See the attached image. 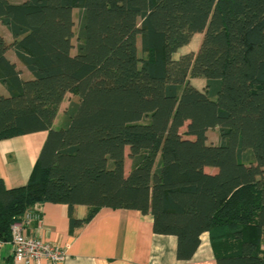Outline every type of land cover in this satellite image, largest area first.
Instances as JSON below:
<instances>
[{"label": "trees", "instance_id": "obj_1", "mask_svg": "<svg viewBox=\"0 0 264 264\" xmlns=\"http://www.w3.org/2000/svg\"><path fill=\"white\" fill-rule=\"evenodd\" d=\"M0 23V141L47 133L25 185L0 178V244L51 203L71 232L134 210L176 238L178 261L207 233L216 264H264V0H0ZM194 34L197 51L176 56Z\"/></svg>", "mask_w": 264, "mask_h": 264}, {"label": "crops", "instance_id": "obj_2", "mask_svg": "<svg viewBox=\"0 0 264 264\" xmlns=\"http://www.w3.org/2000/svg\"><path fill=\"white\" fill-rule=\"evenodd\" d=\"M201 39L202 34H194L176 56L195 53ZM190 83L197 88L192 79ZM203 86L204 81L197 89ZM46 135L41 131L0 141V178L7 189L26 184ZM86 212V207L76 206L72 216L82 219ZM152 222L150 215L138 211L102 208L90 222L71 232L67 207L46 203L41 207L40 222L29 225L26 235L65 251V259L54 264H216L207 233L200 236V244L190 260L178 261L176 238L154 234ZM11 259V242L1 243L0 264H14Z\"/></svg>", "mask_w": 264, "mask_h": 264}, {"label": "built area", "instance_id": "obj_3", "mask_svg": "<svg viewBox=\"0 0 264 264\" xmlns=\"http://www.w3.org/2000/svg\"><path fill=\"white\" fill-rule=\"evenodd\" d=\"M41 211H28L20 221L14 222L10 227L12 261L14 264H54L62 262L65 251L57 246L43 242L26 235V228L33 222L39 223Z\"/></svg>", "mask_w": 264, "mask_h": 264}, {"label": "rangeland", "instance_id": "obj_4", "mask_svg": "<svg viewBox=\"0 0 264 264\" xmlns=\"http://www.w3.org/2000/svg\"><path fill=\"white\" fill-rule=\"evenodd\" d=\"M12 1L19 3V2H22L23 0H12ZM73 19H74V23H75L74 33H76L77 22H78V11L77 10H74V12H73ZM0 36L4 39V41L6 42V44L8 46L11 45L13 40H12L10 34L8 33V31L6 30V28L1 23H0ZM72 42L75 45L74 39ZM192 43H193L192 45H194V41ZM138 48H139V46H138ZM74 52H75V50L72 51V54ZM6 55H7L9 60H11L15 63L16 70L19 71L21 78L22 79L28 78L29 77L28 73L26 72L23 65L15 58L13 51L10 48L8 49ZM192 83L197 88H200L202 83H203V80L201 78H192ZM0 93L6 94L4 88L1 85H0ZM71 101H77V98L71 94H66L64 96L62 103L59 106L58 113H57V116H56L55 121H54L53 129H58L60 127L63 112L65 111L66 107L68 106V104ZM184 131H185V128H182L180 130L181 133H183ZM217 143H218V132H217V128H214V129H211L207 132V144H214L215 145ZM127 155H128V153H127V151H125V155H124V157H125V159H124L125 169H124V171L126 174L129 172V168H130V160L128 159Z\"/></svg>", "mask_w": 264, "mask_h": 264}]
</instances>
